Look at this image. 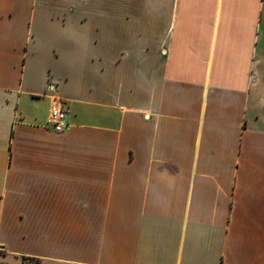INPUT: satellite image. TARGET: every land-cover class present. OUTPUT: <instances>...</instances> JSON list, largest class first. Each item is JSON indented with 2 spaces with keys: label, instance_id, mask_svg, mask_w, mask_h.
<instances>
[{
  "label": "crops",
  "instance_id": "0c3cea01",
  "mask_svg": "<svg viewBox=\"0 0 264 264\" xmlns=\"http://www.w3.org/2000/svg\"><path fill=\"white\" fill-rule=\"evenodd\" d=\"M0 264H264V0H0Z\"/></svg>",
  "mask_w": 264,
  "mask_h": 264
},
{
  "label": "built area",
  "instance_id": "2783aa9c",
  "mask_svg": "<svg viewBox=\"0 0 264 264\" xmlns=\"http://www.w3.org/2000/svg\"><path fill=\"white\" fill-rule=\"evenodd\" d=\"M68 109L64 107L59 99H55L49 113L48 126L55 133L65 132L67 122Z\"/></svg>",
  "mask_w": 264,
  "mask_h": 264
}]
</instances>
